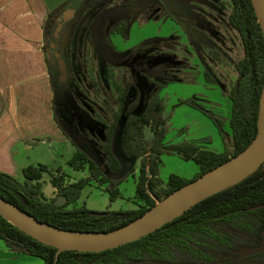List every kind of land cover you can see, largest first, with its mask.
I'll list each match as a JSON object with an SVG mask.
<instances>
[{
  "label": "trees",
  "instance_id": "trees-1",
  "mask_svg": "<svg viewBox=\"0 0 264 264\" xmlns=\"http://www.w3.org/2000/svg\"><path fill=\"white\" fill-rule=\"evenodd\" d=\"M108 1L67 0L48 14L45 23L48 38L45 52L55 91L56 121L77 148L69 165L75 170L87 169L89 176L68 183L62 168L51 172L43 163L25 167L23 182L0 171L1 198L42 222L73 231L108 232L132 222L179 189L242 153L256 138L259 129L264 86V34L252 0H232L228 17L229 26L240 33L244 45V57L235 63L238 77L229 93L232 136L224 132L225 121L221 117L196 100L190 102L209 113L226 135L223 152L203 149L195 141L185 139L165 142L168 124L160 112V93L171 82L187 80L183 75L191 65V50L181 43L178 34L150 37L133 48L118 51L105 24L101 44L107 51L118 53L120 58L116 63L99 65L91 83L103 89L104 103L86 96L89 82L86 44L93 42L90 27L98 18L101 4ZM70 3L76 9V16L64 23V29L70 27L73 34L69 42L75 44L67 49V36L57 38L54 31L59 25L57 17ZM86 3L90 4L87 23L82 21ZM133 22L119 19L111 27L124 39H129ZM52 43L56 44L66 64L68 79L65 82L59 79V58ZM196 49L204 62V51ZM93 50L97 56V51ZM180 50L185 53L182 57L178 54ZM204 65L208 64L204 62ZM112 67L124 68V73L114 81L107 74ZM204 76L209 83L219 84L210 69L204 71ZM79 103L84 106L77 112L82 121L77 118L72 123L71 116H76L75 107ZM147 127L152 132L151 139L146 137ZM174 152L200 166L193 179L176 174H172L167 183L160 179L161 156ZM125 166H129V170L120 176ZM137 169L136 196L141 204L136 209L98 211L86 204L69 208L93 181L105 185L111 201H115L121 193V182ZM48 172L58 192L54 199H48L43 191L42 179ZM59 196L67 197L64 205L55 203ZM0 238L14 252L40 257L44 264H264V164L156 231L117 248L101 252L67 250L57 259L56 247L38 241L1 214Z\"/></svg>",
  "mask_w": 264,
  "mask_h": 264
},
{
  "label": "rangeland",
  "instance_id": "rangeland-1",
  "mask_svg": "<svg viewBox=\"0 0 264 264\" xmlns=\"http://www.w3.org/2000/svg\"><path fill=\"white\" fill-rule=\"evenodd\" d=\"M120 1V0H116ZM223 4L228 10V13L232 10V3L230 0H224ZM153 20L148 23H135L131 28L129 39H124L119 35H114V40L120 49L130 48L138 42H142L145 38L155 36H167L172 32L180 33L182 41L188 43L187 37L183 30L179 27L171 26L170 23L165 22L168 17ZM220 28V26H219ZM221 33L223 35V41L218 42L221 51L208 52L205 55V59L210 67V70L219 80L217 86L210 85L205 80L204 71L205 66L196 53L189 55L190 66L185 70L183 75L187 80L180 82L174 81L164 87L160 93L162 98V106L160 112L167 120L168 131L166 134L165 142L182 141H195L201 145L203 149L211 150L215 152H223L226 148V135L219 129L216 123L213 121L209 113L204 110L193 106L190 102L196 100L199 104L203 105L205 109L211 113L221 117L225 121L224 132L229 133L232 136V129L229 124L231 117V100L229 99V93L232 86L235 84L238 72L235 67V63L244 57V45L240 33L232 29L228 25H222ZM44 41V39H43ZM46 44V38L44 41ZM182 55V53H180ZM98 62L93 52L90 51L88 55L87 72L89 76V83L95 80V76L98 71ZM104 67V66H103ZM124 73V68L112 67L109 68L107 74L110 79L114 81L116 77L121 76ZM195 79V80H189ZM86 85V96L88 95L92 100L98 99L102 104L103 89L100 86ZM80 104V103H79ZM76 105V116H71V122L73 123L77 118L82 121L81 117L77 114L82 106ZM185 132V134H181ZM146 137L152 138V132L149 127L146 128ZM74 144H66L65 146L60 143H54L50 147V155L54 156L53 159L48 158L50 155L44 156L46 158L45 163L48 165L51 172H57L58 168H62L63 172L67 174L69 182H74L82 177L89 176V171L75 170L69 165V160L76 151ZM33 157H36L33 155ZM162 163L159 169V177L165 183L168 182L169 177L172 174H176L185 179H193L200 171V166L194 160L184 159L179 152L164 153L161 156ZM139 167V164H138ZM129 170V169H128ZM124 173V175L128 172ZM139 175L137 169L135 174H129L119 185L120 196L111 201L110 194L106 190L105 185H100L97 181H93L82 191V195L79 200L71 204L69 208L74 206L80 207L84 204L88 208L98 211H119V210H132L136 209L141 201L136 196V182ZM20 182L24 181L23 171L18 173L16 177ZM51 173H45L42 179L43 191L47 195H51L53 185L51 184ZM68 182V183H69ZM56 195L48 199L57 198ZM160 204V203H159Z\"/></svg>",
  "mask_w": 264,
  "mask_h": 264
},
{
  "label": "crops",
  "instance_id": "crops-1",
  "mask_svg": "<svg viewBox=\"0 0 264 264\" xmlns=\"http://www.w3.org/2000/svg\"><path fill=\"white\" fill-rule=\"evenodd\" d=\"M65 1L0 0V171L15 177L31 164L48 163L44 156L54 143L73 144L56 121L44 44L48 14ZM56 194L55 187L45 193ZM0 264L44 261L14 252L0 238Z\"/></svg>",
  "mask_w": 264,
  "mask_h": 264
},
{
  "label": "water",
  "instance_id": "water-1",
  "mask_svg": "<svg viewBox=\"0 0 264 264\" xmlns=\"http://www.w3.org/2000/svg\"><path fill=\"white\" fill-rule=\"evenodd\" d=\"M163 2L169 9L174 7L169 0H163ZM252 3L264 34V0H252ZM61 28L62 24L59 25L58 31ZM57 36H59L58 33ZM52 47L55 48L54 43ZM55 55L59 58L62 72L60 80L64 82L67 78L66 64L60 53L56 52ZM262 164H264V86L260 102L258 133L242 153L173 193L164 200H170L165 206H160L164 202L162 201L141 217L122 227L108 232L67 230L42 222L1 197L0 214L38 241L56 247L58 249L57 259L61 252L67 250L101 252L120 247L156 231L201 201L241 181L255 172ZM128 169L129 166H125L119 175H124ZM66 202V196H59L55 201L57 205H64Z\"/></svg>",
  "mask_w": 264,
  "mask_h": 264
},
{
  "label": "flooded vegetation",
  "instance_id": "flooded-vegetation-1",
  "mask_svg": "<svg viewBox=\"0 0 264 264\" xmlns=\"http://www.w3.org/2000/svg\"><path fill=\"white\" fill-rule=\"evenodd\" d=\"M169 1L171 2L172 5H174V7H172L171 9H169V7L163 2V0H120L117 2L116 0H109L108 2L102 3L101 10L99 12L96 22H94L90 27L91 38L93 42H88L86 44V48L88 50V53L85 52L86 59L88 60L89 52L94 51L93 48L95 49V51H97V56L94 54V52H93V55L96 57L98 65L103 66L102 64L104 63L113 64V63H116L118 59L120 58L118 53L107 51L106 47L101 44L102 38L100 36L102 33V28L104 27L105 24H107L106 29L108 32H110L111 39L117 46V43L114 40V35H119L122 38L124 37L119 32L112 30L111 25L114 24V22H116L119 19L120 20L125 19L128 22L134 21L133 25H135V23L139 24L141 22L148 23L153 20L160 19L162 17L160 16L161 14L164 15L163 17H168L165 22L170 23L171 26L179 27L180 29L183 30L184 34L187 37L188 43H184L182 41V37L180 33H177V32H172L167 36H161V37H168L171 34H178L181 37V43L183 45L188 46V48L191 50V55L194 52L198 55L199 58L201 56L198 53V50L196 48H198L199 51H202V50L204 51L202 52L203 58L207 54L206 50H208V52H213V53L217 52V50L221 51L217 41L219 42L223 41L221 27L222 25L229 26L228 17L230 14V12L228 13V10L225 8L227 5L223 4L224 0H169ZM230 1L232 3V0ZM89 5H90L89 3L84 4V7H85L84 15L85 16L82 21L85 23L89 21L88 19ZM128 6H131L129 10L127 9ZM75 16H76V9L71 6V3L67 8L63 9L60 12L57 19H58L59 25L62 24V28L60 31H58L59 25L56 27L54 33L57 38H60L61 35L67 36V41L69 42V38L71 37L73 33H70V27L68 29H64V23L72 21L75 18ZM57 33L59 34V36H57ZM68 34H69V37H68ZM45 38H46V43H47L48 38L46 37V35H45ZM148 38H145L143 41H145ZM67 41H66L65 48L67 49L68 47L73 48V45L75 44V42L68 43ZM140 43L138 42L134 46ZM134 46H131L130 48H133ZM51 47H52V44H51ZM130 48L120 49L117 46L118 51H126ZM54 49H56V44H55ZM56 52L60 53L59 51H57V49L55 50V53ZM180 53H182V55ZM178 54L180 55V57H182L184 56L185 53L180 50ZM204 60H205L204 62L207 63L205 58ZM204 62L202 61L203 64ZM207 68L210 69L209 65L205 67V70ZM66 72H67V67H66ZM61 74L59 75V79L61 77ZM67 79H68V72H67L66 80ZM91 83L92 82H90L89 84L92 86Z\"/></svg>",
  "mask_w": 264,
  "mask_h": 264
},
{
  "label": "bare ground",
  "instance_id": "bare-ground-1",
  "mask_svg": "<svg viewBox=\"0 0 264 264\" xmlns=\"http://www.w3.org/2000/svg\"><path fill=\"white\" fill-rule=\"evenodd\" d=\"M169 201H170V200H167V201L162 202V203L160 204V206H165L166 204L169 203Z\"/></svg>",
  "mask_w": 264,
  "mask_h": 264
}]
</instances>
